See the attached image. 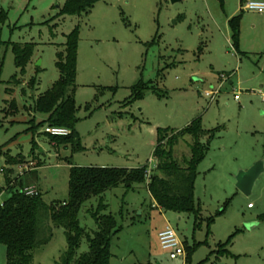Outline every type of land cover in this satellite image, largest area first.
Instances as JSON below:
<instances>
[{"label":"rangeland","instance_id":"1","mask_svg":"<svg viewBox=\"0 0 264 264\" xmlns=\"http://www.w3.org/2000/svg\"><path fill=\"white\" fill-rule=\"evenodd\" d=\"M247 1L264 3L101 0L87 15L57 17L65 0H0L7 14L0 36V204L10 197L8 180L35 188L47 206L67 201L72 167H146L149 176L158 130L180 131L200 119L213 137L202 140L207 151L196 170L199 218L160 209L145 185L107 191L102 214L120 226L109 264H264V14L243 10ZM234 19L236 46L229 25ZM76 26L74 131L82 150L56 146L44 134L46 126L29 131L46 118L32 111L33 101L58 80L56 53ZM12 44L34 45L22 76ZM14 76L20 84L12 87ZM136 86L143 95L135 101ZM211 86L219 89L212 103L203 96ZM11 101L14 113L8 111ZM190 144V137L180 141L174 158L188 159ZM258 162L263 172L245 196L236 176ZM97 203L92 198L78 214L88 233L96 230L88 210ZM166 227L182 242L184 258L170 260L161 250L158 234ZM47 228L39 237L49 240L34 250L32 264H59L66 252L64 231ZM219 245L229 255L216 260ZM86 251L82 240L77 255ZM0 264H5L1 245Z\"/></svg>","mask_w":264,"mask_h":264},{"label":"trees","instance_id":"2","mask_svg":"<svg viewBox=\"0 0 264 264\" xmlns=\"http://www.w3.org/2000/svg\"><path fill=\"white\" fill-rule=\"evenodd\" d=\"M99 1L101 0H65L57 17L87 15ZM6 20V12L0 9V36ZM229 25L236 46L238 20H232ZM78 37L79 31L76 26L65 36L63 51L56 53L55 67L59 73L58 80L33 101L32 107L34 113L44 115L46 118L35 125L34 131L32 128H29V131L34 133L43 126L66 129L70 132L67 137L48 136L51 142L56 146L72 144L75 150H82L74 131L77 122L74 95ZM11 46L14 65L22 76L32 57L34 45ZM9 84L14 87L20 84V81L14 76ZM36 85L37 79L34 77L27 87L34 91ZM6 91L10 93L12 89ZM132 92L134 97L132 100L142 98L140 86L134 87ZM152 92L156 93L154 89ZM8 111L9 113L16 111L15 101L9 103ZM157 133V145L153 153L156 165L149 176L146 167L132 170L72 167L69 170L67 201L53 203L50 206L42 201L40 192L28 196L21 184L17 182L12 184L8 180L10 197L0 204V245L5 248V264H32L34 250L49 240V237L45 239L39 237L40 234L44 236L49 224L62 229L67 238V249L59 264H109L111 243L120 232V226L111 215L102 214L107 209L103 197L107 191L118 187L130 191L134 185H145L151 199L160 209L176 214L192 213L199 218V210L195 208L194 202L196 170L205 157L206 144L213 135L202 129L200 119L191 122L180 131L167 129L158 130ZM185 137L192 140V144L189 145L190 156L179 162L174 158L173 150ZM205 138L207 143L202 142ZM92 198L98 199L96 208L88 210L96 230L88 233L80 226L78 214ZM82 240L87 243V251L77 255ZM218 248L216 260L229 255L224 245H219Z\"/></svg>","mask_w":264,"mask_h":264},{"label":"built area","instance_id":"3","mask_svg":"<svg viewBox=\"0 0 264 264\" xmlns=\"http://www.w3.org/2000/svg\"><path fill=\"white\" fill-rule=\"evenodd\" d=\"M243 10L256 14H264V3L247 1L244 4ZM219 94V89H210L203 94L204 98L208 99L210 103L214 102ZM235 101H239L237 95L234 96ZM44 134L52 138H65L70 132L63 128L46 126ZM24 193L28 196L37 195L35 188H26ZM251 208V205H248ZM158 243L162 251L168 254L170 260L182 259L185 256V251L182 242L177 234L169 227H166L158 234Z\"/></svg>","mask_w":264,"mask_h":264},{"label":"water","instance_id":"4","mask_svg":"<svg viewBox=\"0 0 264 264\" xmlns=\"http://www.w3.org/2000/svg\"><path fill=\"white\" fill-rule=\"evenodd\" d=\"M174 1V0H172ZM263 172L262 163L258 162L246 172H240L236 176V188L245 196L250 195L252 187Z\"/></svg>","mask_w":264,"mask_h":264},{"label":"crops","instance_id":"5","mask_svg":"<svg viewBox=\"0 0 264 264\" xmlns=\"http://www.w3.org/2000/svg\"><path fill=\"white\" fill-rule=\"evenodd\" d=\"M243 4H245V2H243ZM211 88H213V87L211 86Z\"/></svg>","mask_w":264,"mask_h":264}]
</instances>
